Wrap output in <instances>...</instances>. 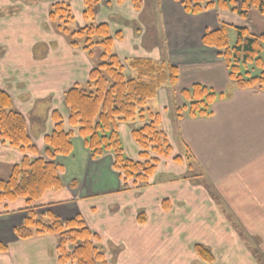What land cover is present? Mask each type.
Instances as JSON below:
<instances>
[{"label":"rangeland","instance_id":"rangeland-1","mask_svg":"<svg viewBox=\"0 0 264 264\" xmlns=\"http://www.w3.org/2000/svg\"><path fill=\"white\" fill-rule=\"evenodd\" d=\"M101 1L102 3L100 4ZM143 1L98 0L92 19L86 20L83 16V0H76V2L75 0H52L51 4L46 6V17L39 19V21H45L47 23L48 26L46 25L44 27L45 30L37 24L35 28L27 32L26 36L31 37L34 43L41 39L47 45H50V41H58L60 38L56 36L59 35L71 52L79 51L68 55L65 48H63L65 44L60 39V48H57V50H60L62 56L51 57L46 53L45 59L36 64L40 66L39 73L32 70L29 71L30 73L28 75L27 72L23 74L24 72L20 71L21 73L14 72L11 76L12 83L24 81L25 77L32 79L33 76L37 77L38 74L44 79V72H42L43 66L41 65L49 66L56 63V67L59 64L61 66V70L54 76L55 79L52 81V84L49 77L46 78V87L50 86V91L52 90L53 94L55 91L56 93L54 95L48 94L47 97L49 98H46L45 101L52 100L55 104L47 106L44 100H40L42 99L40 97L43 89L39 93L31 90L30 95L32 99L23 104L24 110L21 109V112L25 115V119H28V121L26 120L29 123L28 131L33 143L38 149L39 154L37 156L46 157L44 136L50 134L53 129L54 124L51 119L53 111L60 113L64 128L68 131H73L71 141L74 144L75 152L82 149V139L67 123L68 111L63 103V95L74 84L75 80L78 79L80 84L86 82L87 73L99 62L98 56L101 52L99 45L93 46L92 54L83 50L81 45L79 47H72L67 36L61 31L59 32L56 24L49 20V12L51 11L52 5L61 2L70 4L73 20L67 25L69 31L77 30L89 22H93L94 24L107 23L112 34L121 32V41L114 39L112 49L124 65L125 62L128 63L129 60L134 58H146L156 62L174 64V60L171 59L180 58V50L175 47L179 43L176 42L174 46L173 42L174 48L173 46H169L170 42L167 34L162 33L163 27L161 26V21H158V23L157 21H140L141 18L146 16V13L142 9ZM176 1L180 14L174 10L172 12L178 16L177 21H174L177 27L179 28L185 24L191 29L195 27L199 30L195 36H191L197 42L193 50L210 49L221 52V50L204 46L201 41L205 31L220 27L221 24L229 26L227 32L230 46L235 42L234 26L246 27L253 36H258L264 32V16L259 14L257 10L250 9L246 18H241L238 14L229 11H220L216 8L196 15L187 14L183 11L185 13L184 15L181 14L183 10L180 4L181 0ZM151 12L154 13L155 11ZM139 14L142 15L141 18ZM26 22L35 25L34 21H11L4 22V25H0V28L3 29L4 26L11 27L10 24H14L17 30L19 28L17 26L23 27V24ZM137 27L141 28V35L138 40H136L138 36ZM19 31L17 30V32L11 33V30H0V51L2 55H5L3 60H6V64H8L11 72L12 68H15L19 62L23 64L29 63L33 66L32 61L37 60V57L41 54L38 52V48V50L34 49L33 51L31 48L23 47L22 38H19L18 35L21 33ZM181 32L179 29L172 33L174 35H181ZM19 39H21V44ZM138 42L142 44L139 45ZM3 49L6 50V53ZM48 51L51 52L50 50ZM17 58L19 59L17 60ZM57 58L60 59L55 61ZM220 58L223 60L222 57ZM3 60L1 63H3ZM49 67L54 71L51 66ZM35 73L37 74L35 75ZM125 74H129L131 77L134 76V73L128 67L125 69ZM4 76L7 77L6 81H10L9 74H5ZM166 86L168 85L165 84L159 87L154 100L152 98L147 101L146 108L157 112L156 101H158V97L160 99L161 89ZM168 89L171 94V97L169 96L170 100L175 101V89L172 87ZM15 94L16 92H13V96ZM15 100L18 101L17 98ZM31 103H35V105L31 106ZM178 106V104L172 105L171 111L174 115V110ZM28 110L31 111L28 112ZM144 122L141 120L126 122L128 123L126 126L127 141L124 143L123 138H120L125 157L133 161L140 160L139 153L141 150L133 141L131 133L129 132L141 127ZM160 128L162 129L161 122ZM163 132L165 133L164 130ZM165 135L171 145L169 137L166 133ZM77 139L78 141L76 143ZM10 151L12 154H9L10 157L8 160H11L12 164H0V178L3 179L8 177L11 166L21 160L22 153L16 148L10 147L7 142L0 140L1 161H7L6 156ZM178 155H188V153L176 154L172 148L170 156L160 158L155 172L149 178L148 184L144 187H135V184L131 181L124 184L123 175L113 167V157L110 152H106L96 159L91 158L88 153V155H85L86 158L83 163H80V167L76 159L70 161L66 157L56 156V163L62 166L60 175L63 184L71 190V193L69 192L71 199L52 204L44 198L34 203V212L37 216H41L44 212L51 211L61 218V220H67L76 215H80L89 230L96 235L94 244L104 254L106 264H264V250L255 241H249V234L243 233V231L241 232V229L237 226L234 228L237 233L226 232L228 223L229 221L232 222V220L228 215L225 217V212L228 211L214 192L212 183L203 179L201 177L202 175L197 173L196 170H193L194 168L192 166L190 167L187 161L181 160L180 162H175L173 157ZM88 156L90 158L89 160ZM30 157L35 158V156ZM76 157L82 158L80 154ZM169 161L170 163L173 162L175 166H184L188 172L186 171L183 177L176 178L177 181H172L173 184L169 187L174 186V193L169 191V189L166 191V186L158 188L164 194L165 192L167 194H175L177 199L165 197L162 200L163 208L162 206L160 207V201L155 202L158 206L156 209L158 214H156V210L152 212L156 216L153 221L158 222V233L150 237V233L144 235L146 227H152V223L148 219L150 211L140 206L137 207L136 198L133 195L153 185V177L157 169L162 168L166 164L165 162ZM95 162L100 166L97 170L99 175H96V170H93ZM73 163H77V165ZM84 163H87V168L88 166H92V170L88 169V176L85 175ZM101 198L105 206H103L100 200ZM112 199H115L117 203L110 205L109 203H112ZM169 200L170 208L168 209L166 202ZM215 205H221V208L218 209L224 208L225 212L223 211V215L225 219H222L227 223V229L220 224L214 225L213 214L216 213ZM164 208L168 209L167 212H164ZM25 209L26 206L23 200H18L13 203H2L0 206V242L8 247L7 252L0 253V264H59L56 259L55 248L57 237L55 235L33 236L27 239H20L15 235L14 228L20 226L27 216ZM140 215L144 217L143 225L138 222V216ZM134 229L139 234L142 233L140 236H137V239H129L127 237L128 235L123 233H128L130 230L132 233ZM196 244L203 245L210 251L214 257L212 263H205L200 260L193 250Z\"/></svg>","mask_w":264,"mask_h":264},{"label":"trees","instance_id":"trees-1","mask_svg":"<svg viewBox=\"0 0 264 264\" xmlns=\"http://www.w3.org/2000/svg\"><path fill=\"white\" fill-rule=\"evenodd\" d=\"M121 1V0H119ZM98 0H83V16L91 20ZM187 14H200L216 8L248 16L250 9L264 16V0H181ZM49 20L58 31L65 34L72 47H79L92 54L95 45L101 47L99 62L88 72L84 84L75 83L63 95L68 111L67 123L82 139L91 158L96 159L110 152L113 167L123 175V182L131 181L135 187H144L156 170L160 158L170 156L172 148L160 128V114L146 108L148 100L156 96L162 85L173 87L179 76L178 67L172 63L156 62L146 58H134L125 62L134 76L125 74V65L113 51L114 39L121 33H111L107 23L89 22L82 28L69 31L67 25L73 20L71 6L67 2L53 4ZM228 27L221 24L205 31L202 44L221 50L229 81L239 89H264V32L258 36L249 33L246 27L234 26L235 42L228 40ZM249 66H251L249 68ZM182 104L175 110L176 118L208 117L211 105L227 93L216 92L206 85L194 83L180 90ZM53 129L44 136L45 158L37 156L24 115L14 106L11 96L0 89V140L22 153L21 160L11 166L7 178H0V206L23 200L27 216L14 228L17 238L53 234L57 237L56 259L59 264H106L105 256L94 244L96 235L86 226L80 215L61 220L51 211L37 216L34 203L49 192L61 191L62 166L55 162L56 156H68L73 150V131L66 130L59 112L51 114ZM145 121L131 131V137L141 150L139 161L125 157L118 125L121 122ZM30 156H35L31 158ZM175 162L187 161L193 166L191 155L173 157ZM144 217L138 216L142 223ZM7 245L0 242V253L7 252ZM196 255L205 263L214 261L213 255L203 245L193 247Z\"/></svg>","mask_w":264,"mask_h":264},{"label":"crops","instance_id":"crops-1","mask_svg":"<svg viewBox=\"0 0 264 264\" xmlns=\"http://www.w3.org/2000/svg\"><path fill=\"white\" fill-rule=\"evenodd\" d=\"M51 2L52 0H0V25H4V22L11 21H34L35 25L26 22L23 24V27L17 26L19 27L17 30L21 31L18 35L19 38H22L23 47L31 48L33 51L38 48V52L42 54L37 57V60L35 59L32 61L34 64L33 66L29 63L23 64L19 62L15 68H12L11 72L8 64H6V60H3L5 55H2L0 51V89L6 91L11 96L13 106L20 112L21 109H25L23 104L32 99L30 95L31 90L39 93L40 90L43 89L40 97L42 99L40 100H44L47 106L55 104L52 100L45 101L46 98H49L47 97L48 94H53L52 90L50 91L49 89L50 86L46 87V78L49 77L52 84V81L55 79L54 76L61 70L60 64L57 65V67L55 65L56 63L49 65L54 71H52L49 66L41 65L43 66L42 72H44V79L38 74L37 77L33 76L32 79L25 77L24 81L12 83L13 80H11V76L14 72L21 71L24 72L23 74L27 72L29 75V71L34 70L39 73L40 66L36 64L45 59L46 53L51 57L62 56L60 50H57V48H60V41L64 42L61 36L58 35L56 37L62 40L50 41V45H47V43L41 39L34 43L31 37L26 36L27 32L35 28L37 24L45 30L44 27L47 23L45 21H39V19L46 17L45 9ZM176 2V0H144L142 9L144 13H146V16L141 18L143 11L139 14L140 18L143 19H140V21H157V23L161 21V26L163 27L162 33L167 34L170 42L169 46H173V42L174 46L176 42L179 43L175 47L180 50V58L171 59L174 60V64L177 65L179 71L178 81L175 86L172 87L175 89V101L170 100L171 94L168 89L171 88L170 86L161 89L160 99L158 97V101H156L157 112H160L161 115V127L169 137L173 152L176 154H184L187 152L191 155L193 170L200 173L202 175L201 177L207 182L212 183L214 192L225 206V209L229 212H225L224 208L218 209L221 208V205H215L216 213L213 212L215 213L213 214L214 225L220 224L227 229V223L222 218L225 219L228 215L231 217L232 222L229 221L226 232L237 233L234 229L237 226L241 229V232L243 231V233L249 234L248 238L250 242L255 241L261 246L260 248L264 250V89H239L234 87L229 81L227 69L224 66L223 60L218 55L219 52L210 49L193 50L197 42L194 38H191V36H195L196 32L199 30L195 27L191 29L185 24L179 28L177 27L174 21H177L178 16L174 15L172 12L173 10L178 12ZM101 3L102 1L100 4ZM151 11L155 12L152 13ZM178 14H180V12H178ZM181 14L185 15L183 10ZM10 26L11 27L4 26L3 29L0 28V30H11V33L17 32L14 24H10ZM179 29L182 31L181 35H174L172 33ZM137 32L138 36L136 40H138L141 35L140 27H137ZM19 40L21 44V39ZM118 40L121 41V39ZM138 43L139 45L142 44L141 42ZM135 47L137 46L135 45ZM63 48H65L68 55L79 52H71L66 44ZM3 51L6 53V50L3 49ZM18 59L19 58H17V60ZM59 59L60 58H57L55 61ZM2 60L3 63H1ZM37 73H35V75ZM5 74H9L10 81H6L7 77L4 76ZM75 83H79L78 79L75 80L74 84ZM194 83L206 85L216 92H225L227 95L213 102L211 105V116L189 117L185 115L178 119L171 111L172 105L182 104V99L179 94L180 90ZM13 92H16L15 96H13ZM55 93L56 91L54 94ZM16 98L18 101L15 100ZM31 104V106L35 105V103ZM30 111L31 110H28V112ZM26 120L28 121V119ZM28 124L29 123H27V126L29 127ZM127 125L128 123L125 122H121L118 125L119 136L123 138L124 143L127 141ZM77 141L78 139L76 143ZM10 153L12 154L10 151L6 156L7 161L0 160V164H12L11 160H8ZM79 154L82 158L76 157ZM86 154L88 155V152L82 142L81 150L75 152L73 144L71 154L61 157H66L70 161L74 159L78 160L77 163H79L78 166L80 167V163H83ZM89 159L88 156V160ZM77 163L73 164L77 165ZM165 163L166 164H164L162 168L157 169V172L154 174L153 185L133 195V197L136 198L137 207L140 206L150 211L148 219L152 223V227H146V230H144V235L150 233V237L158 233V222L153 221L156 217L153 212L158 208L155 202L160 201V207L162 206L163 208L162 200L165 199V197L177 199L175 194H167L166 192L164 194L160 192L158 188L166 186V191L169 189V191L174 193V186L169 187L173 184L172 181H177L176 178L179 179L185 175L186 171L188 172L187 168L182 165L175 166L174 163H170V161ZM83 167L86 170L85 175L88 176V169L92 170V166H88L87 168V163H84ZM99 167V164L95 162L93 170H96V175H99L97 171ZM70 191L68 187L64 186L61 191L47 193L43 199L45 198L52 204L60 203L63 200L71 199L69 197ZM100 200L103 203L102 198ZM170 200L174 201L173 199ZM170 200L166 202V207L168 209L170 208ZM115 201V199H112V203L109 204L113 205V203H117ZM103 206H105L104 203ZM167 208H164V212H167ZM223 211L225 212V217ZM161 213L163 214V212ZM156 214H158L157 210ZM141 225H143V223ZM123 233L125 235L127 234L129 239H137V236L142 234L136 232L135 229L132 233L131 230L128 233ZM49 262H51V260H49Z\"/></svg>","mask_w":264,"mask_h":264}]
</instances>
